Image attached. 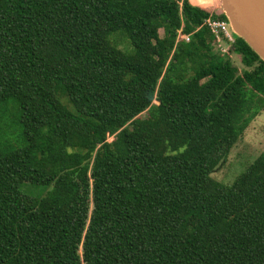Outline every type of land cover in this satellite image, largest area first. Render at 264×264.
<instances>
[{
    "label": "trees",
    "instance_id": "16d2710c",
    "mask_svg": "<svg viewBox=\"0 0 264 264\" xmlns=\"http://www.w3.org/2000/svg\"><path fill=\"white\" fill-rule=\"evenodd\" d=\"M209 7L0 0V264H264V152L211 176L264 111V62L237 35L218 52Z\"/></svg>",
    "mask_w": 264,
    "mask_h": 264
},
{
    "label": "rangeland",
    "instance_id": "374dc122",
    "mask_svg": "<svg viewBox=\"0 0 264 264\" xmlns=\"http://www.w3.org/2000/svg\"><path fill=\"white\" fill-rule=\"evenodd\" d=\"M192 4H208L210 10L216 12L221 10L220 0H189ZM233 63L241 68L240 58L233 54L231 57ZM145 115V113H142ZM9 139L14 141V137ZM264 152V111L261 112L245 129L242 136L230 149L225 161L220 163L211 173V176L224 184L231 183L234 178L260 153ZM20 190L29 196L41 197L49 187L45 185H32L29 182H23Z\"/></svg>",
    "mask_w": 264,
    "mask_h": 264
},
{
    "label": "water",
    "instance_id": "95a60500",
    "mask_svg": "<svg viewBox=\"0 0 264 264\" xmlns=\"http://www.w3.org/2000/svg\"><path fill=\"white\" fill-rule=\"evenodd\" d=\"M232 31L264 62V0H220Z\"/></svg>",
    "mask_w": 264,
    "mask_h": 264
},
{
    "label": "built area",
    "instance_id": "2783aa9c",
    "mask_svg": "<svg viewBox=\"0 0 264 264\" xmlns=\"http://www.w3.org/2000/svg\"><path fill=\"white\" fill-rule=\"evenodd\" d=\"M212 14V12H211ZM205 26L213 36L214 48L221 54H226L235 43V33L232 31L228 20L217 19L212 15L205 19ZM187 40L188 38L185 37Z\"/></svg>",
    "mask_w": 264,
    "mask_h": 264
}]
</instances>
